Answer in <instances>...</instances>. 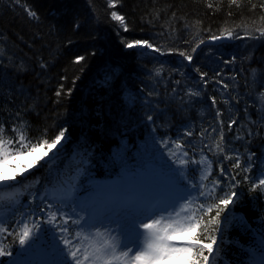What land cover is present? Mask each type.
Here are the masks:
<instances>
[{
  "label": "trees",
  "instance_id": "1",
  "mask_svg": "<svg viewBox=\"0 0 264 264\" xmlns=\"http://www.w3.org/2000/svg\"><path fill=\"white\" fill-rule=\"evenodd\" d=\"M62 136L0 190V264L28 233L81 257L75 203L45 193L148 163L194 189L190 264L211 247L213 264H248L264 236V0H0V150Z\"/></svg>",
  "mask_w": 264,
  "mask_h": 264
},
{
  "label": "rangeland",
  "instance_id": "2",
  "mask_svg": "<svg viewBox=\"0 0 264 264\" xmlns=\"http://www.w3.org/2000/svg\"><path fill=\"white\" fill-rule=\"evenodd\" d=\"M134 49L142 50L144 46L137 44ZM66 142L67 139L62 136L51 146L15 156H8L0 150V190L16 184L15 175L26 176L37 164L61 152ZM112 182L107 186L100 182L93 192L85 196L71 192V187L59 192L60 195L70 196L69 200H73L79 211L75 221L88 244L81 257L71 253L70 247L65 253L64 245L57 247L58 240L51 244L28 233L20 246L21 255L9 264H190V248L193 245L188 238L192 234L190 203L195 198L193 191L182 192L176 188L177 192L171 194L174 188L169 187L171 183L167 173L151 165L134 173L125 172L120 179ZM99 188H104V195L113 197V200L102 199L99 194L94 196ZM132 190L143 196L168 193L172 196L170 209L160 214L138 215L140 207L130 208L114 203L116 194ZM6 195L10 197L12 193L7 192ZM91 198L93 200L89 202ZM7 217L6 211L0 212V237ZM210 261L211 258L208 264ZM248 264H264V236Z\"/></svg>",
  "mask_w": 264,
  "mask_h": 264
},
{
  "label": "bare ground",
  "instance_id": "3",
  "mask_svg": "<svg viewBox=\"0 0 264 264\" xmlns=\"http://www.w3.org/2000/svg\"><path fill=\"white\" fill-rule=\"evenodd\" d=\"M149 50H147V52H148ZM105 185H112L114 182H112V181H107V182H103ZM169 187L170 188H172V185L171 184H169ZM173 189V188H172ZM94 196H98V194H95ZM146 198H147V196H145ZM92 200H93V198H91L90 199V201L89 202H92ZM136 202H137V200H136ZM130 206H132V205H130ZM162 208L163 207H158V208H156L155 209V212L156 213H162L163 211H164V209L162 210ZM138 215H141V214H143V213H137Z\"/></svg>",
  "mask_w": 264,
  "mask_h": 264
}]
</instances>
